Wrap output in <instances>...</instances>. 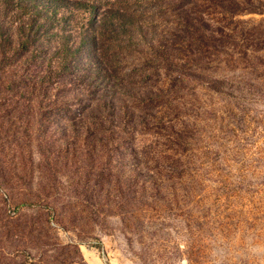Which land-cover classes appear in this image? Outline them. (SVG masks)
Here are the masks:
<instances>
[{
  "label": "rangeland",
  "instance_id": "1",
  "mask_svg": "<svg viewBox=\"0 0 264 264\" xmlns=\"http://www.w3.org/2000/svg\"><path fill=\"white\" fill-rule=\"evenodd\" d=\"M0 264H264V0H0Z\"/></svg>",
  "mask_w": 264,
  "mask_h": 264
},
{
  "label": "trees",
  "instance_id": "2",
  "mask_svg": "<svg viewBox=\"0 0 264 264\" xmlns=\"http://www.w3.org/2000/svg\"><path fill=\"white\" fill-rule=\"evenodd\" d=\"M79 5H80L79 10L81 8H86V10L91 13L92 17L90 19V24L94 25L93 28L96 26L99 27V31L98 33L96 32L93 33L91 32V30L87 31V33H85L83 37L82 43L80 44L79 48L76 50H72L71 47H65L64 51L68 52L67 58H70V56L74 54L73 52L84 51L86 53V49L88 50L87 52L89 53L94 52V46H96V42H98L97 40V37H99L98 35L108 37L109 40L113 39V36H115L114 39L117 40V38L121 37V35L123 34L128 35L129 33H132L133 30L140 29L139 27H136L135 20L133 18V15L131 14L122 13L119 11L117 12L112 11L111 15L105 17L103 19V22L101 23L98 17L99 15L97 14L96 9H94V4L79 3ZM64 43H65L64 46L69 45V43L66 42ZM89 57L94 60L93 54H89ZM94 71L91 69V72L94 73ZM96 72L99 75L102 74V70L100 68L96 70Z\"/></svg>",
  "mask_w": 264,
  "mask_h": 264
}]
</instances>
